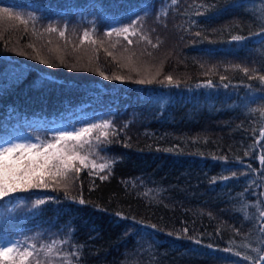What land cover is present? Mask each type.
<instances>
[{
	"label": "trees",
	"instance_id": "obj_1",
	"mask_svg": "<svg viewBox=\"0 0 264 264\" xmlns=\"http://www.w3.org/2000/svg\"><path fill=\"white\" fill-rule=\"evenodd\" d=\"M257 33L264 0H0V145L99 125L67 142L86 167L0 199V240L26 264H264Z\"/></svg>",
	"mask_w": 264,
	"mask_h": 264
},
{
	"label": "snow or ice",
	"instance_id": "obj_2",
	"mask_svg": "<svg viewBox=\"0 0 264 264\" xmlns=\"http://www.w3.org/2000/svg\"><path fill=\"white\" fill-rule=\"evenodd\" d=\"M7 11L8 9H3ZM113 29L117 34L120 32L128 33L129 28ZM55 31V29H52ZM108 32L107 35H111ZM61 37L64 32L59 33ZM87 35V34H85ZM264 36V33H257ZM234 41H240L241 36L232 37ZM131 43V41H129ZM104 76V73H100ZM105 79L110 77L104 76ZM115 79H123L115 77ZM166 79L171 83L172 77ZM264 80V77H261ZM137 83H151V80H138ZM204 87H211L212 81H207L203 84ZM106 124L108 122H105ZM99 127L97 124H92L91 127L82 128L80 130L73 129L52 137L50 142H17L13 141L10 144L0 145V199L9 197L11 194L18 191H29L32 189L44 190L48 188V179L51 177L66 174L74 167V163L79 160L80 165L87 166L85 158L79 156L75 152L69 151L67 142L81 141L82 137L90 133L92 129ZM79 172L80 169L76 168ZM103 178V177H102ZM225 179H227L225 177ZM38 204L45 203L43 200H38ZM83 203V201H81ZM21 242L13 240L9 244L0 246V264H26L29 257L33 255L29 248L32 245L19 251Z\"/></svg>",
	"mask_w": 264,
	"mask_h": 264
},
{
	"label": "rangeland",
	"instance_id": "obj_3",
	"mask_svg": "<svg viewBox=\"0 0 264 264\" xmlns=\"http://www.w3.org/2000/svg\"><path fill=\"white\" fill-rule=\"evenodd\" d=\"M73 129L74 128H72L70 126H67V125H63V124L55 125L53 127V130H55L56 132H58V134H60L62 132H65V131H71ZM13 141H17V142H29L30 141V142H37V143H45V141H42V140H39V139H34V138H31V137L26 136V135H23V134H18V135H15L13 139L8 140L7 142H5L3 145L10 144ZM67 148L69 149V146L68 145H67ZM9 243L10 242H6V241H3V240H0V246L7 245ZM38 262L39 261L36 260V262L35 261L34 262H30V264H38ZM46 262H44V263H46ZM48 264H56V263H54L53 261H49Z\"/></svg>",
	"mask_w": 264,
	"mask_h": 264
}]
</instances>
